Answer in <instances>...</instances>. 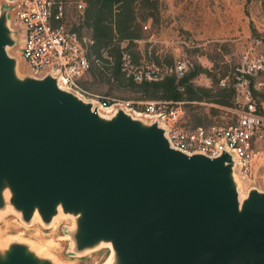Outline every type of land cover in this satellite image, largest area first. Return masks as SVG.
I'll return each instance as SVG.
<instances>
[{"label":"water","instance_id":"1","mask_svg":"<svg viewBox=\"0 0 264 264\" xmlns=\"http://www.w3.org/2000/svg\"><path fill=\"white\" fill-rule=\"evenodd\" d=\"M17 43L2 5L0 217L73 215L76 249L111 243L110 264H264V189L242 192L231 154L188 155L157 119L105 114L51 73H21ZM45 255L0 245V264H57Z\"/></svg>","mask_w":264,"mask_h":264},{"label":"rangeland","instance_id":"2","mask_svg":"<svg viewBox=\"0 0 264 264\" xmlns=\"http://www.w3.org/2000/svg\"><path fill=\"white\" fill-rule=\"evenodd\" d=\"M146 24L145 38L138 47H132L144 54V64L170 67L178 58L186 61L188 70L201 64L219 82L203 73L194 79L196 85L215 89L227 85L235 87L236 99L248 88L257 102L264 103V0H162L159 22ZM20 71L28 73L24 63ZM222 79H226V86L221 85ZM87 80L91 91L130 102L134 110H141L144 102L150 101L129 86L104 83L92 77ZM195 104H199L198 111L207 116L203 126L224 123L231 117L224 105L209 101ZM180 107L184 110L183 124L195 126L189 121L185 102L182 101ZM260 149L254 168L255 186L264 189V140ZM75 226V217L67 214L59 215L51 224L43 223L41 218L26 223L10 208L0 217V240L8 244L21 241L33 247L41 246L43 254L57 264H105L111 249L101 245L78 251L73 238Z\"/></svg>","mask_w":264,"mask_h":264},{"label":"built area","instance_id":"3","mask_svg":"<svg viewBox=\"0 0 264 264\" xmlns=\"http://www.w3.org/2000/svg\"><path fill=\"white\" fill-rule=\"evenodd\" d=\"M2 5L11 7V26L18 38L13 53L28 73L40 78L51 73L58 78L61 88L92 101L105 114H113L122 106L136 116L157 119L170 146L188 155L215 158L228 152L235 162V173L243 190L255 186L254 168L264 140V103L257 102L250 89L246 88L237 97L234 106L224 107L231 114L228 121L209 126L183 124L182 101L150 100L144 102L141 110H134L130 102L111 99L83 84L93 64L88 52L92 39L86 31L74 28L82 20L83 1L0 0ZM93 61L101 65L98 59ZM122 66L126 75L138 82L160 80L172 73L181 78L188 70L182 58L170 67L156 64L135 67L128 54L124 55ZM221 85H227L226 79L221 80Z\"/></svg>","mask_w":264,"mask_h":264},{"label":"trees","instance_id":"4","mask_svg":"<svg viewBox=\"0 0 264 264\" xmlns=\"http://www.w3.org/2000/svg\"><path fill=\"white\" fill-rule=\"evenodd\" d=\"M74 1L85 3L82 20L74 28L79 32L85 29L92 39L88 52L93 64L83 80L86 88H91L87 79L92 77L104 83L115 84L117 82L129 86L141 93L142 97L147 100L183 101L189 110V121L195 126L202 125L207 119L205 114L198 111L199 104L195 103L209 101L224 105V107L235 105V87L227 85L215 89L194 83V79L203 73L209 75L215 82H219V79L201 64H196L192 69L187 70L185 76L181 78L172 73L160 80L138 82L126 75L127 72L122 66L125 54L130 56L133 66L146 65L143 62L144 54H141L140 49L133 50L132 47H138L139 42L145 38L144 33L148 28L146 22H159L162 0ZM72 11L74 14L77 13L74 7ZM125 42L129 45H125ZM94 58L98 59L101 65L94 64Z\"/></svg>","mask_w":264,"mask_h":264},{"label":"bare ground","instance_id":"5","mask_svg":"<svg viewBox=\"0 0 264 264\" xmlns=\"http://www.w3.org/2000/svg\"><path fill=\"white\" fill-rule=\"evenodd\" d=\"M20 67H21V64H20ZM242 192L245 193V191L243 190V188H242ZM60 215H61V214H60ZM36 216H37V215H36ZM36 218H38V217H36ZM38 219H39V218H38ZM55 219H56V218H55ZM50 239H51V238H50ZM61 239H62V238H61ZM64 239H65V238H64ZM0 245H5V241L0 240ZM102 245L107 246V247H109V248L111 249V256L109 257V259H108L107 262L105 263V264H110V263L112 262V259H113V256H114V249H113L111 243H106V244H102ZM36 249H37L38 252H40V253H44L43 247L39 246V248L36 247Z\"/></svg>","mask_w":264,"mask_h":264}]
</instances>
